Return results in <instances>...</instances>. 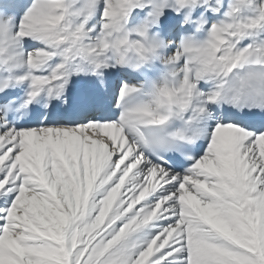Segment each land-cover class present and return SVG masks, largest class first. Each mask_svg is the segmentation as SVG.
<instances>
[{
  "label": "snow or ice",
  "instance_id": "snow-or-ice-1",
  "mask_svg": "<svg viewBox=\"0 0 264 264\" xmlns=\"http://www.w3.org/2000/svg\"><path fill=\"white\" fill-rule=\"evenodd\" d=\"M0 264H264V0H0Z\"/></svg>",
  "mask_w": 264,
  "mask_h": 264
}]
</instances>
